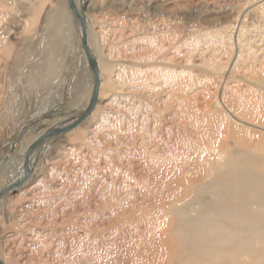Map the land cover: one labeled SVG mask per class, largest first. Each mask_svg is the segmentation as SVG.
Wrapping results in <instances>:
<instances>
[{
  "label": "rangeland",
  "instance_id": "374dc122",
  "mask_svg": "<svg viewBox=\"0 0 264 264\" xmlns=\"http://www.w3.org/2000/svg\"><path fill=\"white\" fill-rule=\"evenodd\" d=\"M78 1L94 27L90 51L108 65L101 81L113 87L93 115L43 147L27 186L7 193L2 264H136L142 247L144 264H169L161 239L170 217L182 244L175 264H216L211 243L205 252L190 247L194 230L184 221L218 189H177L175 175L205 148L198 137L183 140L187 126L206 139L208 119L223 118L260 142L250 155L231 148L220 163L248 174L234 199L235 264H264V0H161L154 9ZM80 27L69 0H0V167L26 163L38 137L88 109L95 81ZM241 183L252 191L243 194Z\"/></svg>",
  "mask_w": 264,
  "mask_h": 264
},
{
  "label": "bare ground",
  "instance_id": "6f19581e",
  "mask_svg": "<svg viewBox=\"0 0 264 264\" xmlns=\"http://www.w3.org/2000/svg\"><path fill=\"white\" fill-rule=\"evenodd\" d=\"M160 1L161 0H131L130 5L133 3L136 4L138 2L139 3L146 2L145 7L154 9L159 6L157 3ZM74 2H75V8L80 13L81 8H80L79 1L74 0ZM91 27L93 30L94 27L92 25L91 26L88 25V27H86L88 50L91 56L93 57V59L96 61L98 68H100L99 77H101L102 73L108 72V65L106 64L104 59H100L96 54H92L91 52L92 46L88 38V33L91 31ZM80 35L82 38L83 30L81 29V27H80ZM101 79L102 77L100 78V89H99L98 99L99 98L102 99L105 96V94L113 87L111 80L109 79L104 80L103 78V80L101 81ZM94 81H95V77H94ZM89 82L92 88L93 87L92 75H90ZM87 105L88 103H86V105L83 107L80 113H82L85 110ZM96 109L97 107H95L94 113L96 112ZM86 110L77 118V120L86 112ZM179 118H181V120L184 121L183 122L184 125H188V121L184 115L182 116L180 114ZM77 120L68 121L67 123H63L60 126H56V127L65 128V127L71 126ZM207 126L208 128L206 131V139L202 137L203 133L200 132V130H196V129L191 130L190 128L192 126H190V128L187 126V133L184 136H182V138L184 137L183 140L185 141L193 140L194 141L195 138L198 137L197 141L205 140L204 142L205 148L201 146L202 149L196 152V154H201V155L196 160V164L192 166V169L191 170L187 169L186 171H180L178 173L179 175H175V180L176 178L179 179L177 181V189L190 188L191 190L190 189L189 190L192 191V188L195 187L196 184L198 187L202 186L203 188L204 187L207 188L209 186V188L218 189L217 194L212 195V197L209 199L210 201L209 204L208 205L202 204L201 206L204 208L195 209V212L193 215L191 216L187 215L188 218L187 220L184 221V223H186L189 227H191V229L194 230V238L189 243L190 247L194 245L201 252H205L204 250L206 246L205 244L211 243L212 245H214V249L212 250V252L209 250L211 254H209L208 256L213 261H216V264H235V246H234L235 234L234 233L237 230V225H236V220H235L236 214H237V210H236L237 202H235L234 199H236L235 197L236 192H237L236 188H238V185H239V178L244 177L245 175V178L247 179L248 174L244 172V173H241L240 175V173L236 172V168L234 166L227 168L225 170L224 163H222L223 165H221L220 159L222 156H225L227 155V153H230L231 148H242L247 155H250L252 150L259 147L260 142H258V144H255L253 143V140L249 138L253 134L251 130H243L242 133H237L236 128L232 127L230 125V122L227 120H224V118H223V121H220L218 119L216 123L208 119ZM158 135L156 134V137L157 139H161L163 141L161 142L162 144L165 141H168V142L170 141L171 135L167 138V140L164 137L163 139L160 138ZM241 136L247 137V139L241 140L240 139ZM40 137H38L34 141V143ZM51 140L52 139L45 140L33 150V159L30 158V160L27 162V165L25 163V160L23 159L19 161L17 165H15V162L13 160L12 162L4 163L0 167V182H1L0 192L1 191L4 192V194L0 198V207H2L5 204L4 200L8 197L7 193H9L10 191L14 189H18V188L23 189L27 186V184L32 179V176L34 175V173L37 172L38 154L41 152V150L43 149L45 145L51 142ZM178 147H180L179 143L177 145V149ZM182 150L183 152L185 151L186 153L187 152L192 153L191 151L192 149L191 147H189V145L183 146ZM207 150L210 152V155H213L212 157L213 160H208V159L203 160L202 159V154L207 152ZM259 151L262 152V150H259ZM179 159H181L182 161H187L186 160L187 158L184 155L180 157ZM15 167H16V172L14 173L13 183L15 182L16 183L10 186L11 185L10 175L12 174V171L14 170ZM246 168H249V166ZM33 170L34 172L32 173ZM30 174L31 176L29 177ZM209 178H212V179L209 181L208 180ZM222 187H228V190H223ZM171 188H172V185H171ZM241 188L244 190L242 191V193L245 195L252 191L251 190L252 187L249 183H246L245 185L241 183ZM220 190H223V191L219 192ZM185 195L186 194H182V198H184L183 200L186 201L188 199V196L186 197ZM199 200H205V199L203 198ZM192 204L189 205V207H193ZM169 220H170L168 221L169 224H167L169 235L166 238L161 239V243H162V246L164 247V250H163L164 256L168 257L169 264H175L176 256L179 254V252L182 251L181 249L182 244L179 242V240H177L178 238L176 239V233H177L176 222L177 221L175 222L173 219H171V217ZM222 245L223 246L226 245V246L223 247ZM143 251L145 250L142 247V249H140L135 254L136 264H144L143 258L145 257L143 255ZM195 264H200V263L195 262Z\"/></svg>",
  "mask_w": 264,
  "mask_h": 264
},
{
  "label": "water",
  "instance_id": "95a60500",
  "mask_svg": "<svg viewBox=\"0 0 264 264\" xmlns=\"http://www.w3.org/2000/svg\"><path fill=\"white\" fill-rule=\"evenodd\" d=\"M69 2H70V6H71L74 14L76 15V17L80 23L81 28L83 30L82 45H83L84 51L86 53L88 63L90 65L92 72L94 74V77H95L94 93H93V96H92V99H91V102H90L88 109L74 124H72L71 126L65 127V128H58V127L51 128V129L47 130L33 145L30 146V148L28 149L27 154H26V165L28 162V158L30 157L31 153L33 152V150L37 146H39L42 142H44L47 139L57 138V137L65 134V133H68V132L76 129L93 113V111L96 107L97 101H98V95H99V89H100L99 68H98L96 61L93 59V57L91 56V54L88 50L86 22H85L84 17L75 8L72 0H69ZM3 194H4V192L1 191L0 192V198ZM0 264H2L1 261H0Z\"/></svg>",
  "mask_w": 264,
  "mask_h": 264
}]
</instances>
